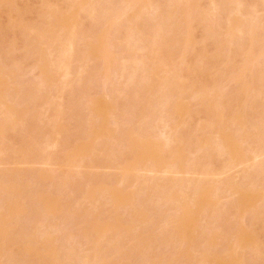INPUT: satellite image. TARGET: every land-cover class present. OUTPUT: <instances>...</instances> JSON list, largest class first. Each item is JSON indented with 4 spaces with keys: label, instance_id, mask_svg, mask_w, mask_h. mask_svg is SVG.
I'll list each match as a JSON object with an SVG mask.
<instances>
[{
    "label": "rangeland",
    "instance_id": "obj_1",
    "mask_svg": "<svg viewBox=\"0 0 264 264\" xmlns=\"http://www.w3.org/2000/svg\"><path fill=\"white\" fill-rule=\"evenodd\" d=\"M113 1L0 0V264H264V0Z\"/></svg>",
    "mask_w": 264,
    "mask_h": 264
},
{
    "label": "bare ground",
    "instance_id": "obj_2",
    "mask_svg": "<svg viewBox=\"0 0 264 264\" xmlns=\"http://www.w3.org/2000/svg\"><path fill=\"white\" fill-rule=\"evenodd\" d=\"M104 1L106 2V0H104ZM110 1H112V3L114 2L113 0H110ZM137 3H138V2H137ZM110 4H111V3H110ZM133 4H134V3H133ZM214 4H215V3H214ZM131 5H132V4H131ZM134 5H135V4H134ZM134 5H132V7H133ZM215 5H217V4H215ZM135 6H136V5H135ZM241 6H242V5H241ZM113 8H114V7H113ZM113 8H112V10H113ZM242 8H243V7H242ZM154 9H155V7H154ZM156 9H157V8H156ZM215 9H217V7H215ZM116 10H117V9H116ZM157 10H158V9H157ZM160 11H161V10H160ZM92 12H94V10H93ZM96 12H97V14H98V13L100 14L99 11H96ZM94 13H95V12H94ZM104 15H106V14H104ZM161 26H162V25H161ZM239 26H240V25H239ZM241 26H242V25H241ZM244 26H245V29H246L247 26H246L245 24H244ZM161 28H162V27H161ZM161 28L159 29V31H161ZM241 28L243 29V26H242V27H239L238 29L241 30ZM247 28H248V27H247ZM163 29H164V28H163ZM245 29H244V30H245ZM156 30H157V29H156ZM240 30H239V31H240ZM159 31H157V32H159ZM140 32H141V31H140ZM244 32L246 33V31H244ZM141 34H143V33L141 32ZM74 36H75V35H74ZM74 36H73V37H74ZM75 38H76V36L74 37V39L72 38V40H71V38H69V39H70L69 42H66V41H68V39L65 41V47L63 48V50L61 51V53H62V54L64 53L63 56L66 55V58H67V56H69V59H71L70 57L74 56L75 53H78V52H75V51H78V49L75 48V47H78V46H77V45H78V42L76 43L77 39L75 40ZM73 40H75V41H73ZM56 42L58 43L59 41H55V44H56ZM60 42H61V41H60ZM53 43H54V42H53ZM59 44H62V42L59 43ZM59 44H58V45H59ZM75 44H77V45H75ZM56 45H57V44H56ZM56 45H55V46H56ZM63 45H64V43H63ZM155 46H156V45H155ZM56 47H57V46H56ZM59 49H62V48L60 47ZM63 51H64V52H63ZM74 52H75V53H74ZM71 55H72V56H71ZM72 58H73V57H72ZM61 62H62V64H63V65L61 66V68L63 69L64 66L67 68V70H66L64 73L67 74L68 71L71 72V71H70V66L68 65V67H67V64H66L64 61H61ZM61 62H60V64H59V66L61 65ZM143 62H144V61H143ZM143 62H142V64H143ZM59 66H58V68H59ZM61 68H59V69L61 70ZM66 68H65V69H66ZM59 69H58V70H59ZM68 69H69V70H68ZM61 71H62V70H61ZM63 71H64V70H63ZM68 74H69V73H68ZM69 75H70V74H69ZM69 75H67V76H69ZM64 76L67 77L66 75H64ZM131 83H132V81H131ZM166 86L169 87L168 85H166ZM170 91H171V90H170ZM168 93H169V92H168ZM168 93H167V95H168ZM170 93H171V92H170ZM172 93H173V92H172ZM169 95H172V94H169ZM169 95H168V96H169ZM162 96H164V94H163ZM165 96H166V93H165ZM168 96H166V97L168 98ZM163 98H165V97H163ZM167 98H166V99H167ZM169 98H170V96H169ZM172 98H173V97H172ZM172 98H171V99H172ZM160 100H161V99H160ZM167 100H168V101H171V100H169V99H167ZM167 100H166V104L168 103ZM160 102H161V101H160ZM164 102H165V101H164ZM170 104H171V103H169L168 106L166 105L167 107H165V108H168V107L170 108ZM162 105H164V104H162ZM165 108H164V109H165ZM169 108H168V110H169ZM166 127H167V126H166ZM262 149H263L262 151H264V148H262ZM260 150H261V149H260ZM262 151H261V152H262ZM263 154H264V153H263ZM259 155L262 156V155L259 153V154L256 155L255 157L259 158V157H260ZM136 166H137V165H136ZM128 167H129V166H128ZM152 167H153V166H152ZM172 167H173V166H172ZM172 167L169 166V168H166L164 172H165V173H166V172H167V173H175L176 171L173 172V170H172V169H175V167H173V168H172ZM171 168H172V169H171ZM261 168H262V166H261ZM261 168H260V169H261ZM263 168H264V166H263ZM130 170H131V169H130ZM147 170H148V169H147ZM151 170H152V168H151ZM151 170L149 169L148 171H151ZM153 170H156V168H155V169L153 168ZM153 170H152V173L155 172V171H153ZM263 170H264V169H262V171H263ZM177 172H178V171H177ZM170 198H171V197H170ZM42 209H43V207H42ZM44 209H45V207H44ZM44 209H43V210L40 209L41 212L44 211ZM38 210H39V209H38ZM38 212H39V211H38ZM38 212H37V213H38ZM41 212H40V213H41ZM46 212H47V211H46ZM44 213H45V211H44ZM44 213L42 212L41 215H43ZM38 215H40V214H38ZM44 215H45V214H44ZM46 216H47V214H46ZM98 245H99V244H98ZM95 248L97 249L98 246H96ZM99 249H100V247H99ZM70 251H71L72 254H74V253L76 254V250H75L74 248H73L72 250L70 249ZM73 251H74V252H73ZM97 251H99V250H97Z\"/></svg>",
    "mask_w": 264,
    "mask_h": 264
}]
</instances>
